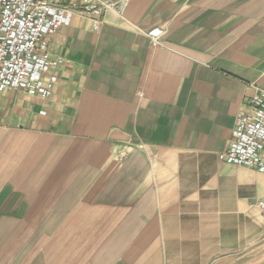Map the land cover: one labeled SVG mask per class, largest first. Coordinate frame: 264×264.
<instances>
[{"label":"crops","instance_id":"1","mask_svg":"<svg viewBox=\"0 0 264 264\" xmlns=\"http://www.w3.org/2000/svg\"><path fill=\"white\" fill-rule=\"evenodd\" d=\"M104 1L50 37L52 96L0 91V264H252L264 173L219 155L264 90V0Z\"/></svg>","mask_w":264,"mask_h":264},{"label":"built area","instance_id":"2","mask_svg":"<svg viewBox=\"0 0 264 264\" xmlns=\"http://www.w3.org/2000/svg\"><path fill=\"white\" fill-rule=\"evenodd\" d=\"M111 7L123 10V4L104 0H0V91L52 96L62 59L51 53L50 37L77 12L91 17L98 29ZM161 34L158 28L149 32L156 42ZM249 107L237 116L230 146L219 158L264 173L263 89L258 88ZM259 207L264 212V201Z\"/></svg>","mask_w":264,"mask_h":264},{"label":"rangeland","instance_id":"3","mask_svg":"<svg viewBox=\"0 0 264 264\" xmlns=\"http://www.w3.org/2000/svg\"><path fill=\"white\" fill-rule=\"evenodd\" d=\"M251 263L252 264H264V251H262V249L260 252L252 251Z\"/></svg>","mask_w":264,"mask_h":264}]
</instances>
